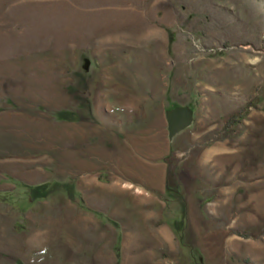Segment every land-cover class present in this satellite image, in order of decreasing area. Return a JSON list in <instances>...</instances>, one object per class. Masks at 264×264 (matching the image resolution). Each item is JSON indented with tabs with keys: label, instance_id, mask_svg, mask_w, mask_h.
<instances>
[{
	"label": "rangeland",
	"instance_id": "rangeland-1",
	"mask_svg": "<svg viewBox=\"0 0 264 264\" xmlns=\"http://www.w3.org/2000/svg\"><path fill=\"white\" fill-rule=\"evenodd\" d=\"M0 264H264V0H0Z\"/></svg>",
	"mask_w": 264,
	"mask_h": 264
},
{
	"label": "crops",
	"instance_id": "crops-1",
	"mask_svg": "<svg viewBox=\"0 0 264 264\" xmlns=\"http://www.w3.org/2000/svg\"><path fill=\"white\" fill-rule=\"evenodd\" d=\"M123 143H121L120 145H122ZM122 149V148H121ZM131 148L128 149V147L126 146V152H127V155L129 157L130 160H134V159H138L140 160V165H141V169L138 170V172L134 173L133 169L130 170V172L128 171L127 172V166H130V165H126L124 164V166L122 168H125V172H123V169H120L116 163L115 164H112V168H111V173L114 174V176L118 177L121 176L120 178H113V181H112V185H110V188L114 191H111L113 194V197H109L111 200H115V198H117V195H118V192H123L124 189H123V186H124V183H128L130 181H128V177L129 176H133L134 174H136L135 176L139 179H137L139 181V183L141 184H145V185H152L153 187H156L157 184L159 183V181H157L158 179V174L160 173L159 172V167L155 164H149V162L145 159H142V157H139V156H136V155H133L132 152H131ZM120 150L118 149L116 154L119 152ZM210 152V151H209ZM115 154V155H116ZM139 164V163H138ZM146 164V165H144ZM151 165V166H150ZM153 166V167H152ZM90 167V166H89ZM152 171V172H151ZM157 173V174H156ZM166 173H167V166L164 168V175L166 176ZM156 174V175H155ZM152 175V179L150 178V176ZM88 181H87V184L89 185L91 183V186L94 187V189H96L98 186L95 185V183L93 182V179H92V176H88ZM115 182V183H114ZM117 182H120V185L122 186H119V189H115L114 188V184H117ZM81 183L86 186V178L84 177V179L81 180ZM88 187V186H87ZM104 189V188H103ZM104 192V190H102ZM108 192V191H107ZM110 193V191H109ZM108 199V200H110ZM114 205L113 204H108L107 205V208H111V210L115 207H113Z\"/></svg>",
	"mask_w": 264,
	"mask_h": 264
},
{
	"label": "water",
	"instance_id": "water-1",
	"mask_svg": "<svg viewBox=\"0 0 264 264\" xmlns=\"http://www.w3.org/2000/svg\"><path fill=\"white\" fill-rule=\"evenodd\" d=\"M192 117L193 110L188 105H179L167 109L166 120L169 137L188 126L192 121Z\"/></svg>",
	"mask_w": 264,
	"mask_h": 264
},
{
	"label": "bare ground",
	"instance_id": "bare-ground-1",
	"mask_svg": "<svg viewBox=\"0 0 264 264\" xmlns=\"http://www.w3.org/2000/svg\"><path fill=\"white\" fill-rule=\"evenodd\" d=\"M222 147H223V146H221V147H218V148H219V149H222ZM217 150H218V149H217ZM214 153H215V152H214ZM120 159H121V160H123L122 158H120ZM124 160L126 161V159H125V158H124ZM128 160L130 161V159H128ZM123 172H124V171H123ZM151 172H152V171H151ZM156 174H157V173H156ZM156 174H155V175H156ZM150 178L152 179V175L150 176ZM128 185H131V184H128ZM137 191H138V192H140V190H139V189H138ZM141 192H142V191H141Z\"/></svg>",
	"mask_w": 264,
	"mask_h": 264
}]
</instances>
